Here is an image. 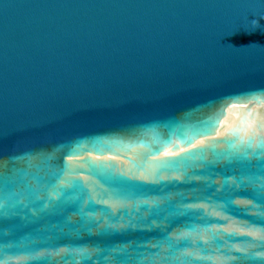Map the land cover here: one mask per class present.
<instances>
[{
    "label": "water",
    "instance_id": "1",
    "mask_svg": "<svg viewBox=\"0 0 264 264\" xmlns=\"http://www.w3.org/2000/svg\"><path fill=\"white\" fill-rule=\"evenodd\" d=\"M0 264H264V0H0Z\"/></svg>",
    "mask_w": 264,
    "mask_h": 264
}]
</instances>
